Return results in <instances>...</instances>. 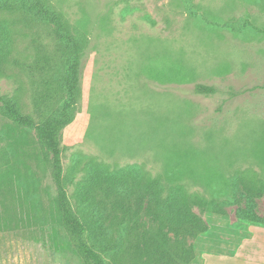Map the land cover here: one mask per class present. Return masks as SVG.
Masks as SVG:
<instances>
[{"label": "rangeland", "instance_id": "obj_1", "mask_svg": "<svg viewBox=\"0 0 264 264\" xmlns=\"http://www.w3.org/2000/svg\"><path fill=\"white\" fill-rule=\"evenodd\" d=\"M49 2L87 40L76 117L61 135L65 174L77 182L94 160L182 184L225 211L195 208L210 230L186 239L194 260H264L254 227L236 215L249 208L248 195L231 186L236 173L264 180V0ZM17 32L19 51L32 56L37 45L58 59L52 28L20 23ZM197 85L212 92L198 93ZM42 89L28 71L0 76V97L17 99L36 120ZM0 135V211L8 207L16 219L38 210L50 216L56 188L35 131L0 115ZM74 193L69 185L75 206ZM252 209L264 219V196ZM48 220L0 230V264H83L59 222Z\"/></svg>", "mask_w": 264, "mask_h": 264}, {"label": "trees", "instance_id": "obj_2", "mask_svg": "<svg viewBox=\"0 0 264 264\" xmlns=\"http://www.w3.org/2000/svg\"><path fill=\"white\" fill-rule=\"evenodd\" d=\"M20 23L52 28L58 59L43 48L38 50L37 45L32 56L19 51ZM86 44V37L73 32L49 0H0V76L9 69L28 71L40 78L43 88L34 99L38 120L24 114L15 98L0 97V115L19 129L35 131L56 188L55 211L50 216L38 210L26 214L28 221L16 219L5 207L4 213L0 211V230H20L24 223L52 219L66 232L69 248L83 264H124V260H132V264H190L196 253L186 239L210 230L195 208L225 215L220 202H209L182 184L165 183L161 176L135 169L114 171L94 160L77 182L73 172L65 174L61 135L76 117L80 63ZM28 58L33 62H26ZM196 91L209 94L212 88L197 85ZM3 140L0 135V142ZM73 184L76 207L68 194V186ZM239 185L248 195L249 208H238V221L264 225V219L252 209L254 199L264 196V180L255 172L236 173L231 186Z\"/></svg>", "mask_w": 264, "mask_h": 264}, {"label": "crops", "instance_id": "obj_3", "mask_svg": "<svg viewBox=\"0 0 264 264\" xmlns=\"http://www.w3.org/2000/svg\"><path fill=\"white\" fill-rule=\"evenodd\" d=\"M250 224L254 227L252 234L254 248L257 252H262L264 255V225ZM235 236L233 241L239 242L238 235ZM224 253L228 254L227 251H224ZM190 264H264V260H193Z\"/></svg>", "mask_w": 264, "mask_h": 264}]
</instances>
